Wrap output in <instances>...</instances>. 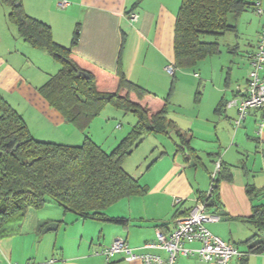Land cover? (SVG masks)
Returning a JSON list of instances; mask_svg holds the SVG:
<instances>
[{
  "label": "crops",
  "instance_id": "crops-1",
  "mask_svg": "<svg viewBox=\"0 0 264 264\" xmlns=\"http://www.w3.org/2000/svg\"><path fill=\"white\" fill-rule=\"evenodd\" d=\"M62 1L67 3L63 8L58 6ZM20 2L27 16L50 27L55 43L70 48L74 56L110 74L119 70L126 80L154 96L168 97L170 105L178 87L176 74L182 70H175L173 76H169L164 68L174 62V26L181 0ZM260 9L262 17L255 18L256 41L264 21V0H260ZM131 12L138 15L136 22L128 20ZM247 12L255 11L249 8L233 19L235 33L238 31L236 20H246L244 14ZM248 21L251 24V20ZM74 35H77V42L72 44ZM247 46L245 52L248 53L242 61L244 70L241 68L244 71L242 81L234 78L231 67L222 86L213 87L210 102L197 106V111L193 107L187 113L178 105L177 112L169 115L168 105L167 121L188 131V142L183 143L171 129L166 133L148 134L145 138L154 136L155 144L150 150L151 157L144 163L145 168L142 167L144 170L131 169L127 161L145 138L126 158L123 169L146 189V193L122 199L105 211L108 217L124 219V223L82 220L49 204L44 208L47 214L26 215L21 226L14 227L11 234L0 239V264H141L124 261L119 256L107 262L101 252L117 238L126 239L132 249L141 252L145 243L155 240L157 231H171L174 220L187 215L196 202L205 197L218 160L223 164V172L217 183L214 205L211 201L208 210L222 219L207 224L206 228L243 254L240 259L234 258L232 264H264V251L259 254L249 251V246L257 242L264 248V228L258 230L250 222L254 206L264 209V127L257 133V124L264 120V113L251 110L245 121L236 127V109L226 107L227 102L237 98L246 88L249 58L256 44L250 48L248 42ZM79 66L84 69L83 64ZM61 68L45 50L34 48L24 40L9 18V8L0 3V98L21 116L36 140L77 146L83 141L82 134L39 93ZM192 72L199 80L195 93V102L199 103L200 75ZM114 87L115 81L108 79L105 91ZM179 88L182 90V86ZM178 93L182 96V92ZM102 117L100 114L94 119L88 136L104 150H110L120 139L100 145L97 129L104 130L106 125ZM127 118L133 127L136 118ZM120 128L121 125L116 124L115 129ZM249 187L256 191L254 196L248 194ZM175 198L182 200L177 206L173 205ZM52 223L57 227L43 233V228ZM51 232L54 234L46 236ZM149 252L164 257L160 250ZM186 261L185 264H200L195 259Z\"/></svg>",
  "mask_w": 264,
  "mask_h": 264
},
{
  "label": "trees",
  "instance_id": "trees-1",
  "mask_svg": "<svg viewBox=\"0 0 264 264\" xmlns=\"http://www.w3.org/2000/svg\"><path fill=\"white\" fill-rule=\"evenodd\" d=\"M260 0H181L174 26L175 70L194 71L196 65L217 55L218 38L235 33L228 17L236 19ZM9 8V18L19 34L32 47L45 50L61 64L60 71L40 89V95L82 136L78 146L36 140L21 116L0 98V239L8 236L30 211L54 204L77 218L110 223H124L110 218L105 211L116 202L143 196L146 189L123 169V163L148 134L171 129L183 143L190 133L172 126L167 119L169 99L154 96L134 84L118 70L110 74L55 43L50 27L25 14L20 0H0ZM215 38L205 41V37ZM77 42V35L72 44ZM84 65V69L79 66ZM108 79L115 81L105 91ZM173 85V82H172ZM106 105L132 114L136 123L130 132L107 153L88 136L89 128ZM214 181L208 200L214 205L218 180ZM224 178L229 180L228 176ZM256 194L253 187L247 190ZM19 222V223H18ZM250 222L264 228V209L254 206ZM252 253L264 251L261 242L249 246Z\"/></svg>",
  "mask_w": 264,
  "mask_h": 264
},
{
  "label": "built area",
  "instance_id": "built-area-1",
  "mask_svg": "<svg viewBox=\"0 0 264 264\" xmlns=\"http://www.w3.org/2000/svg\"><path fill=\"white\" fill-rule=\"evenodd\" d=\"M67 5L62 1L58 4L63 8ZM255 13L263 15L260 2L255 3ZM138 19L136 13H129L128 20L133 23ZM250 71L247 76L246 88L243 93L229 102L226 107L236 109L234 125L240 126L251 110H260L264 113V21L258 33L255 51L249 58ZM164 71L173 76L175 67L168 64ZM120 126L118 125L117 128ZM264 127V120L257 124V133ZM221 168V161L214 164V170L210 175V186L202 200L190 209L187 215L177 217L174 220L173 229L167 233L156 232L153 242H147L141 247V252L132 249L126 239L117 238L112 244L102 250V255L107 262L120 257L127 262H140L141 264H177L179 258L195 259L200 264H232V260L240 259L243 254L232 244L223 241L213 235L206 225L218 222L222 217L208 210V200L212 195L214 181ZM180 198H175L173 205L181 203ZM160 250L164 257L152 254L149 250ZM10 264V263H9Z\"/></svg>",
  "mask_w": 264,
  "mask_h": 264
},
{
  "label": "rangeland",
  "instance_id": "rangeland-1",
  "mask_svg": "<svg viewBox=\"0 0 264 264\" xmlns=\"http://www.w3.org/2000/svg\"><path fill=\"white\" fill-rule=\"evenodd\" d=\"M244 16H247L246 20L243 21L236 20V24H238L237 33L235 34L227 33L221 38L217 39L220 52L217 55L209 56L205 58L196 65L194 71H197V73L200 75L199 79L201 80L200 83L202 85L199 88V93L201 94L200 97L201 101L199 103L195 102V93L197 91L196 87L199 80L193 77V72L190 70H182V72L180 71L177 72L176 74L177 82H175L176 83L175 85L176 86L178 85V87H176L177 92L172 96L170 101V105L168 108L169 115H174V113L177 112L178 105H182L184 111L188 113L193 109V107L195 111H197V106H199L200 104L201 106H204L207 102H210L211 96H213L214 94L213 87L222 86L226 74L231 67H233L234 78L236 77V79L242 81L244 77L243 76L244 68H242V61H243V57L247 56L248 53L245 52L246 49L248 48L247 43L248 42L250 43V48L254 47V45L256 44V35L254 36V31L257 25L255 18L258 17V15L255 12L254 13L247 12L246 14H244ZM248 20H251L250 21L251 24H249ZM228 22L231 24L235 23L233 22L232 17H228ZM204 40L214 41L215 38L207 36L205 37ZM233 62L235 64L231 65V63ZM211 76L212 79H210ZM179 85L182 86V90L179 88ZM205 86L206 89L203 90V87ZM179 91L182 92V96L178 93ZM101 114L103 116L102 117L103 122L106 125L104 127V130L97 129L98 141L100 145L110 142L112 144L114 139L121 140L130 132L132 126H130V120L127 118V116H129L133 120L132 118L133 115L125 114L120 109H117L112 105H106L102 110ZM116 124H120L121 128L116 130L115 129ZM103 133L105 134V136L103 135ZM103 136L105 138H103ZM153 144H155V137L154 136L146 137L142 145L131 156H129L127 162L131 164V169L138 168V170H144L145 168L144 163L146 162L147 159L151 157L150 150H152ZM115 145L111 147L114 148ZM112 148H110V150H106V149L105 150L107 151V153H110L113 150ZM48 205L49 204L42 207L43 209L30 211L27 214V217L33 213L37 214L38 216L40 214L42 215L44 212H45L44 214H47L46 211L47 209L44 208H48ZM53 208H55L54 210H56V207ZM22 222L21 221L20 223L18 222L19 225L16 224L15 227L21 226ZM52 234L54 233L52 232L48 233L46 236H50ZM186 260L188 259L181 257L178 259V263L179 264L188 263ZM31 261L30 263H32Z\"/></svg>",
  "mask_w": 264,
  "mask_h": 264
},
{
  "label": "water",
  "instance_id": "water-1",
  "mask_svg": "<svg viewBox=\"0 0 264 264\" xmlns=\"http://www.w3.org/2000/svg\"><path fill=\"white\" fill-rule=\"evenodd\" d=\"M57 227V224L56 223H52V224H49L48 226H45L42 230L43 233L47 232V231H52L54 230L55 228Z\"/></svg>",
  "mask_w": 264,
  "mask_h": 264
}]
</instances>
